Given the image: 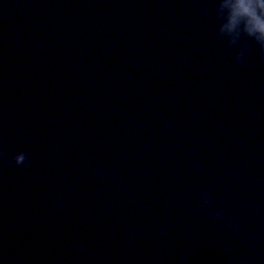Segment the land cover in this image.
Returning a JSON list of instances; mask_svg holds the SVG:
<instances>
[{"label":"water","instance_id":"water-1","mask_svg":"<svg viewBox=\"0 0 264 264\" xmlns=\"http://www.w3.org/2000/svg\"><path fill=\"white\" fill-rule=\"evenodd\" d=\"M220 3L0 0V264H264V61Z\"/></svg>","mask_w":264,"mask_h":264},{"label":"clouds","instance_id":"clouds-1","mask_svg":"<svg viewBox=\"0 0 264 264\" xmlns=\"http://www.w3.org/2000/svg\"><path fill=\"white\" fill-rule=\"evenodd\" d=\"M224 13L223 21L219 26L221 35L238 36L243 33L246 37L253 40L260 49L261 61H264V0H221L219 5ZM231 45L235 44V40L229 42ZM235 55L233 60L235 63L240 64L243 62L246 49L235 48ZM5 158V153L0 150V159ZM7 163L15 167H28L27 155L25 152L20 151L12 155L11 160ZM211 197L208 193L201 195V203L205 206L209 205ZM63 205L61 199H56L54 207L56 211H60ZM212 215L219 219L222 216V210L215 209Z\"/></svg>","mask_w":264,"mask_h":264}]
</instances>
